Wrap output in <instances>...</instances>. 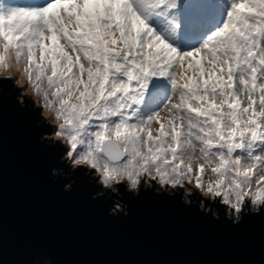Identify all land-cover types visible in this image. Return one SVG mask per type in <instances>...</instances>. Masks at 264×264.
<instances>
[{
  "label": "snow or ice",
  "instance_id": "snow-or-ice-1",
  "mask_svg": "<svg viewBox=\"0 0 264 264\" xmlns=\"http://www.w3.org/2000/svg\"><path fill=\"white\" fill-rule=\"evenodd\" d=\"M12 69L76 172L264 215V0H0Z\"/></svg>",
  "mask_w": 264,
  "mask_h": 264
},
{
  "label": "water",
  "instance_id": "water-1",
  "mask_svg": "<svg viewBox=\"0 0 264 264\" xmlns=\"http://www.w3.org/2000/svg\"><path fill=\"white\" fill-rule=\"evenodd\" d=\"M12 85L0 89V264H264V215L234 222L152 184L109 193L71 168Z\"/></svg>",
  "mask_w": 264,
  "mask_h": 264
},
{
  "label": "rangeland",
  "instance_id": "rangeland-1",
  "mask_svg": "<svg viewBox=\"0 0 264 264\" xmlns=\"http://www.w3.org/2000/svg\"><path fill=\"white\" fill-rule=\"evenodd\" d=\"M13 2L16 3V4L24 5V4L33 2V0H13ZM5 76H12L13 77V80H11L10 82H11V84H13L12 86H14L15 88L16 87L19 88L18 94H19L20 98L22 99L23 103L26 102V98H30L31 99V107L32 108L36 109L38 107H41L40 99L38 97H36L32 93L31 88L28 86L27 80L24 77L20 76V74L17 73L15 71V69L8 70V71L0 70V78L1 77H5ZM40 114H41L40 115L41 121L44 120V121L47 122V125L45 126V128H46L45 137L49 138L50 140H52L54 142H59L62 146L67 144L66 140H63V139H61L59 137H56L53 134L54 133V128H55L56 124L58 123L53 118V113H51V112H49L47 110H44L41 107ZM41 121L39 123H41ZM63 159L67 160V163H69L71 165V163L68 160V157H67L65 152H64V155H63ZM71 168L75 169L72 165H71ZM92 175L96 178L97 183L102 186V189L109 190V193H117V194L120 193V190H119L118 187H114L112 189H109V188L105 187L102 183H100L98 176H96L94 173H92ZM191 198H192L191 196H188L187 200H190Z\"/></svg>",
  "mask_w": 264,
  "mask_h": 264
},
{
  "label": "clouds",
  "instance_id": "clouds-1",
  "mask_svg": "<svg viewBox=\"0 0 264 264\" xmlns=\"http://www.w3.org/2000/svg\"><path fill=\"white\" fill-rule=\"evenodd\" d=\"M66 190H69V189L66 187Z\"/></svg>",
  "mask_w": 264,
  "mask_h": 264
}]
</instances>
